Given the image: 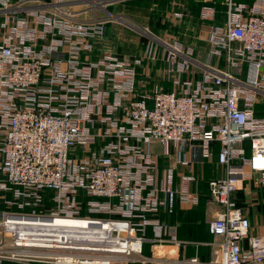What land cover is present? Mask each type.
Returning <instances> with one entry per match:
<instances>
[{
    "label": "built area",
    "instance_id": "2783aa9c",
    "mask_svg": "<svg viewBox=\"0 0 264 264\" xmlns=\"http://www.w3.org/2000/svg\"><path fill=\"white\" fill-rule=\"evenodd\" d=\"M125 1L0 0V264H138L145 243H177L159 216L199 205L197 169L214 160L208 264H264V237L231 199L264 187V0H226L219 22L203 7L204 60L164 44L171 90L143 95L137 69L157 44L99 53L111 21L79 8Z\"/></svg>",
    "mask_w": 264,
    "mask_h": 264
},
{
    "label": "rangeland",
    "instance_id": "374dc122",
    "mask_svg": "<svg viewBox=\"0 0 264 264\" xmlns=\"http://www.w3.org/2000/svg\"><path fill=\"white\" fill-rule=\"evenodd\" d=\"M144 1L127 0L125 3L127 5L115 3L110 5L106 12L89 10L86 5H79L83 12L81 15L82 19L97 18L111 21L106 25V33L113 37L112 50L115 53L130 58H142L145 48L150 42L154 41L157 44L159 57L154 61H144L147 67L144 66L142 70L137 69V73L140 72L137 87L139 95L148 93L152 89L166 91L169 86L168 81L163 76L164 61L160 57L164 44H171L172 41L189 43L191 37L196 35L199 26H202L203 23L211 24L199 19L198 13L200 14L201 9L207 4L216 3V7L221 10L225 5L224 0H187L186 3L183 0H168L169 6L167 5V8H165L164 1H161L160 4L159 1H155L151 8L144 9L142 7ZM172 1H175L177 5L170 9ZM172 11L179 14H176L175 17L172 15ZM206 46L203 50L205 52L207 51ZM198 58L204 60L202 57ZM195 71L197 72V70ZM204 180L202 178V181H199V191ZM255 188L250 185L249 188L244 187L243 190L238 191L240 200L238 203L242 206L243 211H252V203L257 198V196H253ZM247 189L251 191L249 194L246 193ZM256 194H258L257 199L264 200V192L263 194L258 192ZM232 200L234 201V198ZM261 212H264V210H261Z\"/></svg>",
    "mask_w": 264,
    "mask_h": 264
},
{
    "label": "crops",
    "instance_id": "0c3cea01",
    "mask_svg": "<svg viewBox=\"0 0 264 264\" xmlns=\"http://www.w3.org/2000/svg\"><path fill=\"white\" fill-rule=\"evenodd\" d=\"M239 2L243 1H237V3ZM174 5H177V3L172 1L170 3V9H173ZM171 13L175 17L176 14H179L173 11ZM200 28L201 26H199L196 33L197 35L200 31V40L196 41L195 35L194 37H191V41L186 44L194 46L197 53H199L198 57H202L204 59L206 52L203 50L206 44L203 41L204 33L202 29L200 30ZM106 37H110V34L107 33ZM111 38L112 48L110 51L114 52L112 50L113 37ZM198 60L203 61L199 58ZM144 66L147 67V64L143 63V66L140 68V70H142ZM152 90H149L148 92ZM167 90H171L170 84ZM152 150L158 157L159 164L164 167L165 161L160 156L161 147L158 144H153ZM197 172H199V174L201 173L200 175L203 176L205 180H209L218 177L221 174V169L214 160L212 163L205 165L203 169L198 168ZM250 185L251 187H256L253 190V196H257L258 198V194H256L257 192L259 194H263L264 187L256 186L255 184L252 185V183H245L240 190H243L244 187L249 188ZM200 191H202V189ZM250 192L251 191L247 189L246 193L249 194ZM257 198L255 199V202L252 203V211H243V214L250 223L249 235L264 237V212H261V210H264V200L261 201ZM217 210H219V207L214 204H210L208 202V197H205L196 207L176 206L174 212L171 215L161 214L159 219L162 222L177 228V243L162 246H152L150 243H145L143 245L141 255L142 262H138V264H208L211 259L212 250L210 244L216 240V238L209 233L208 223L212 217V214ZM146 236L148 239H151L152 233L150 229L147 230ZM192 260H195V262H192Z\"/></svg>",
    "mask_w": 264,
    "mask_h": 264
},
{
    "label": "trees",
    "instance_id": "16d2710c",
    "mask_svg": "<svg viewBox=\"0 0 264 264\" xmlns=\"http://www.w3.org/2000/svg\"><path fill=\"white\" fill-rule=\"evenodd\" d=\"M155 1H159V4H160V2L161 1H164V5H165V8H167V5L169 6V4H168V0H145L144 2H143V5H142V7L144 8V9H149V8H151V6L154 4V2ZM186 1L187 0H183V2L184 3H186ZM224 1H226V0H224ZM234 2H237V1H239V0H233ZM241 1H243V2H247V3H250L252 0H241ZM127 1H125V2H123V3H121L122 5H127V4H125ZM225 3V2H224ZM128 4H130V3H128ZM213 6V7H215V9H216V11H217V13H216V20H215V22H219V21H222L223 20V18H224V13H225V5L223 6L224 8L223 9H221V10H219L217 7H216V3L215 4H207L206 6ZM218 5V4H217ZM159 7H160V5H158ZM198 15H199V13H198ZM198 31V30H197ZM106 35H107V33H106ZM138 75H139V73H137V77H138ZM137 87H138V79H137ZM137 87H136V89H137ZM170 90H167V91H165V92H169ZM207 180L208 179H206V180H204L203 181V184H202V191L200 192V201H199V203L201 202V200L203 199V198H205V197H208V192H207V187H206V185H207ZM202 181V180H201ZM199 185V184H198ZM199 189V188H198ZM239 192L238 191H236L233 195H232V197H231V199H233L234 198V203H235V206L237 207V208H239L240 210H241V212H242V214H243V209H242V206H240V204L238 203L240 200H239V194H238ZM45 196L46 197H49L50 196V194L49 193H45ZM244 215V214H243Z\"/></svg>",
    "mask_w": 264,
    "mask_h": 264
},
{
    "label": "water",
    "instance_id": "95a60500",
    "mask_svg": "<svg viewBox=\"0 0 264 264\" xmlns=\"http://www.w3.org/2000/svg\"><path fill=\"white\" fill-rule=\"evenodd\" d=\"M92 46H94L99 53L110 52L112 48V38H94L92 39Z\"/></svg>",
    "mask_w": 264,
    "mask_h": 264
},
{
    "label": "bare ground",
    "instance_id": "6f19581e",
    "mask_svg": "<svg viewBox=\"0 0 264 264\" xmlns=\"http://www.w3.org/2000/svg\"><path fill=\"white\" fill-rule=\"evenodd\" d=\"M62 223H64V221H62ZM66 223H69V222H66Z\"/></svg>",
    "mask_w": 264,
    "mask_h": 264
}]
</instances>
